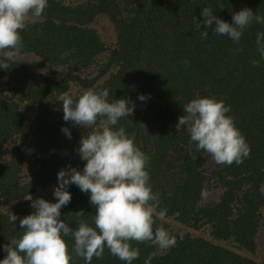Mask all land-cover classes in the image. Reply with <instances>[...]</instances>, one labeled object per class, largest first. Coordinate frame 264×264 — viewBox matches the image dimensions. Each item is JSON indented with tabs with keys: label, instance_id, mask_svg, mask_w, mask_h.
<instances>
[{
	"label": "trees",
	"instance_id": "trees-1",
	"mask_svg": "<svg viewBox=\"0 0 264 264\" xmlns=\"http://www.w3.org/2000/svg\"><path fill=\"white\" fill-rule=\"evenodd\" d=\"M203 7L229 23L242 8L264 16V0H48L41 17L28 18L21 54L0 68V246L19 237V219L34 211L25 198L55 202L58 170L85 163L75 149L86 130L62 119L57 96L107 88L110 100L136 105L116 127L148 156V183L159 193L158 210L166 209L164 218L154 216L153 230L163 227L175 239L167 249L129 241L138 250L131 264H264V60L256 45L264 24L246 27L238 44L210 28L201 38ZM104 16L114 27L110 42L97 28ZM196 96L229 107L226 115L250 148L239 165L216 164L184 129L176 131L183 105ZM67 190L71 200L60 218L70 227L91 224L88 194L75 185ZM11 214L17 220L9 223ZM66 243L71 253L70 237ZM70 264L84 260L72 255ZM91 264L125 262L105 248Z\"/></svg>",
	"mask_w": 264,
	"mask_h": 264
},
{
	"label": "clouds",
	"instance_id": "clouds-1",
	"mask_svg": "<svg viewBox=\"0 0 264 264\" xmlns=\"http://www.w3.org/2000/svg\"><path fill=\"white\" fill-rule=\"evenodd\" d=\"M47 3L48 0H0V50L4 51L0 68H7V61L21 54L20 31L29 17L35 20L42 16ZM200 15L205 26L200 31L201 38L208 36L210 28L236 44L246 27L254 22L264 24V16L250 8L233 12L231 23L214 15L210 7H203ZM194 22L199 30L196 17ZM256 45L260 59L264 60V32L257 33ZM252 63L256 65L259 61ZM148 98L146 94L137 96L139 101ZM56 101L61 103L64 121L86 130L75 149L85 163L79 170L71 165L58 170L52 192L55 202L25 198L31 201L34 211L19 219L22 230L19 237L0 246L6 251L0 264H70L72 255L83 258L84 264H91L93 257H102L105 248L125 264H131L138 250L130 247L129 241H150L159 249L174 246L175 239L166 229L158 226L153 230L154 216L164 218L166 209L158 210L159 193L153 192L148 183V156L124 127H116L121 118L132 115L135 103L129 98L110 100L107 88L89 89L76 98L70 90L64 91ZM182 111L176 131L184 129L196 150L209 154L216 164L239 165L249 156L250 148L232 117L226 115L230 109L222 100L196 96L183 105ZM61 132L71 138L67 127L62 126ZM69 185L88 194L89 203L95 208L91 224L78 221L75 227H70L68 219L66 222L60 218L61 207L71 200ZM258 190L264 195V184ZM16 220V215L8 216L9 223ZM68 237L73 241L71 253L66 243Z\"/></svg>",
	"mask_w": 264,
	"mask_h": 264
},
{
	"label": "rangeland",
	"instance_id": "rangeland-1",
	"mask_svg": "<svg viewBox=\"0 0 264 264\" xmlns=\"http://www.w3.org/2000/svg\"><path fill=\"white\" fill-rule=\"evenodd\" d=\"M97 28H99V30L101 31L102 33V37L110 42L114 39V27L113 25L109 22V20L107 19L106 16L104 17H101L99 20H98V23H97ZM95 72V71H94ZM210 197H215V192H211L210 194ZM190 231L192 232H197L196 230H193L191 229Z\"/></svg>",
	"mask_w": 264,
	"mask_h": 264
}]
</instances>
